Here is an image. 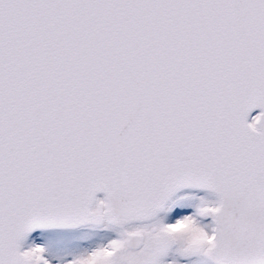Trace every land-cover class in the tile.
<instances>
[{
  "label": "snow or ice",
  "instance_id": "6c2138e0",
  "mask_svg": "<svg viewBox=\"0 0 264 264\" xmlns=\"http://www.w3.org/2000/svg\"><path fill=\"white\" fill-rule=\"evenodd\" d=\"M0 264H264V0H0Z\"/></svg>",
  "mask_w": 264,
  "mask_h": 264
}]
</instances>
